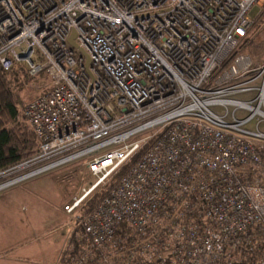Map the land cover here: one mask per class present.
<instances>
[{"label":"built area","instance_id":"obj_1","mask_svg":"<svg viewBox=\"0 0 264 264\" xmlns=\"http://www.w3.org/2000/svg\"><path fill=\"white\" fill-rule=\"evenodd\" d=\"M263 16L264 0H0V65L24 61L50 77L17 116L39 147L0 168V191L81 161L96 179L64 210L101 249L100 264H115L124 223L145 264H264V132L243 127L264 120V60L245 47Z\"/></svg>","mask_w":264,"mask_h":264},{"label":"trees","instance_id":"obj_2","mask_svg":"<svg viewBox=\"0 0 264 264\" xmlns=\"http://www.w3.org/2000/svg\"><path fill=\"white\" fill-rule=\"evenodd\" d=\"M252 44L253 37L251 35L245 47L249 48ZM45 78H48L49 83L50 77L46 72H42L35 77L31 76L28 72L27 63L24 61L16 62L9 70H5L0 65V168L27 158L38 149L40 141L36 132L27 120L18 121L17 116L25 104L20 95L21 85L30 79L44 83L46 82ZM48 83L42 86L41 92L48 87ZM141 153L136 154L130 161L125 163L111 179L103 186H100V189L96 190V193L81 208V215L87 214L96 208L100 201L109 194L119 183L120 179L133 167ZM76 230L79 231L76 228L71 234L69 233L67 244L62 250L57 264H100L102 261L101 249L92 245V241L85 231L84 235H77L78 232ZM116 236V241L118 242L114 248L120 250L121 253L120 255L114 254L111 257L115 264H136L137 262L145 264L143 258L131 249L132 240H138L139 237L135 236V233L132 232L127 223L120 225ZM107 246L109 249L113 248V243ZM90 252H93V254L88 256ZM149 264H153V260L149 261ZM154 264L161 263L155 262ZM165 264L170 263L166 262Z\"/></svg>","mask_w":264,"mask_h":264},{"label":"rangeland","instance_id":"obj_3","mask_svg":"<svg viewBox=\"0 0 264 264\" xmlns=\"http://www.w3.org/2000/svg\"><path fill=\"white\" fill-rule=\"evenodd\" d=\"M258 11L259 8L254 7L253 13ZM252 37L253 44L248 50L258 60L263 61L264 16L257 21L256 25H254L252 29ZM45 80L46 82L44 83L37 80L34 81L33 79H30L26 83L24 82L20 88V95L23 98V102L26 103L28 100L38 95L42 91V86L48 83V78H45ZM260 84L261 82L258 81L255 85L259 86ZM257 94L258 90L254 89L233 95L232 98L250 100L255 98ZM213 108L220 114L226 113V107L224 105H216ZM234 109V105H228L229 113L226 120H232V112ZM249 113L250 111L248 109H239L235 112L237 117H244ZM21 121H25V119H22ZM243 127L252 131L260 130L264 132V120L259 121L258 116H256ZM95 179V176L88 172L86 166L81 161H73L43 171L5 188L6 190H1L0 198H19L23 201V204L25 203L29 208L32 205H36V207L43 209L47 226L51 225L52 222L59 223L62 220V223L64 224H62L59 231L48 239L62 237L64 246L68 240L69 233L71 234L72 231L77 228L79 229V231L76 230L78 232L77 235H84V230L80 222L74 220L67 212L65 213L63 211V206L65 202L70 203L75 196L81 195L83 191L95 181ZM96 190L94 193H96Z\"/></svg>","mask_w":264,"mask_h":264},{"label":"crops","instance_id":"obj_4","mask_svg":"<svg viewBox=\"0 0 264 264\" xmlns=\"http://www.w3.org/2000/svg\"><path fill=\"white\" fill-rule=\"evenodd\" d=\"M44 215L43 209L29 208L19 198H0V264L58 263L67 242L63 246L62 237L48 238L64 223L47 226Z\"/></svg>","mask_w":264,"mask_h":264},{"label":"water","instance_id":"obj_5","mask_svg":"<svg viewBox=\"0 0 264 264\" xmlns=\"http://www.w3.org/2000/svg\"><path fill=\"white\" fill-rule=\"evenodd\" d=\"M74 37H75V32H73L72 33V35H71V37H70V42L72 43V45H74V46H78L76 43H75V41H74ZM81 50H82V52L87 56V64H89V62H90V57H89V55H87L86 53H85V51L81 48Z\"/></svg>","mask_w":264,"mask_h":264}]
</instances>
